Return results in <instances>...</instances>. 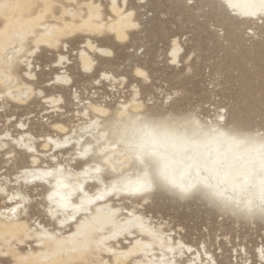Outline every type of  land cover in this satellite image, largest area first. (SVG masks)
I'll list each match as a JSON object with an SVG mask.
<instances>
[{"label": "bare ground", "instance_id": "6f19581e", "mask_svg": "<svg viewBox=\"0 0 264 264\" xmlns=\"http://www.w3.org/2000/svg\"><path fill=\"white\" fill-rule=\"evenodd\" d=\"M216 2L243 20H264L260 0ZM2 3L11 7L0 12V98L3 102L25 104L39 96L48 104L46 109L52 111L61 108L62 95H47L28 82L36 75L33 57L42 47L58 48L65 46L68 38L86 36L78 59L81 68L90 72L95 65L94 56L113 54L111 48L97 42L99 37L112 36L123 43L130 31L141 25L135 12L127 8V0H0ZM248 4L255 7H246ZM180 51L175 38L170 52L172 62L179 63ZM68 60L65 54H59L57 64ZM22 66L25 68L21 75ZM134 72L144 81L150 79L147 70L140 66ZM100 77L109 80L112 87L125 82V77L110 70L102 71ZM55 79L64 85L71 82L65 71L57 73ZM141 94L138 84H134L130 96L115 108L96 99L83 103L76 112L80 121L70 130L65 123L52 122V127L63 135H47L42 148L51 151L49 156L55 165L43 164L30 133L22 132L19 138H13L17 146L30 151L29 164L21 167L15 181L34 189L46 187L39 201L45 221L28 213L33 201L28 192L20 187L9 191L7 183L0 181V196L5 204L0 207V264H216L211 253L204 251L203 257L199 249L193 250L194 246L182 239L175 240L161 223H154L151 217L136 210V205L156 194L186 202L202 201L213 212L232 217L236 223L264 224V216L248 217L238 210L260 191L258 181L264 179V169L240 160L231 168L222 166L219 175L210 172L206 161L211 154L202 146L201 129L195 121L204 128L217 127L230 135L251 131L259 134L264 128L231 125L223 112H218L215 119H203L197 111L157 113ZM74 98L79 101L76 93ZM162 117L175 120L191 144L182 170L188 182L182 183L180 190L162 184L155 175L158 163L147 157L141 161L130 147L129 129L134 123ZM19 125L24 127L26 123L20 121ZM10 136L9 131L0 133V148L10 147L5 152L9 156L14 152L7 140ZM85 149L87 153L82 155ZM58 152L62 156L67 152L69 160H57ZM76 162L82 166L75 168ZM145 171L153 175V190H123V178L131 182V189ZM5 179L8 180L6 176ZM113 184H120L122 190L113 191ZM124 199H130L133 205L128 208L113 203ZM186 253L191 256L183 260ZM258 256L261 257L260 251Z\"/></svg>", "mask_w": 264, "mask_h": 264}, {"label": "rangeland", "instance_id": "374dc122", "mask_svg": "<svg viewBox=\"0 0 264 264\" xmlns=\"http://www.w3.org/2000/svg\"><path fill=\"white\" fill-rule=\"evenodd\" d=\"M127 8L135 12L140 27L131 30L123 43L112 36L99 37L97 42L111 48L113 54L94 56L96 61L90 72L81 68L78 59L86 39L82 34L68 38L65 46L42 47L34 55L36 75L28 82L47 95L61 94L59 110H47L48 104L39 96L25 104L3 102L0 98V133L9 131L7 140L14 146L10 156L5 154L10 147L0 148V181L7 183L9 191L20 187L28 192L33 197L28 213L43 222L39 201L46 187L34 189L15 181L21 167L29 164L30 151L12 140L22 132L30 133L43 164L55 165L49 156L51 151L42 148L43 139L47 135H63L52 127V122L65 123L69 130L78 124L80 117L76 112L83 103L96 99L115 108L138 84L142 99L154 112L197 111L203 119H215L218 112H223L231 125L264 128V20L238 18L216 0H127ZM175 38L181 47L179 63L170 58ZM59 54H65L68 62L58 65ZM137 66L147 70L148 81L134 72ZM24 68L20 69L21 75ZM104 70L125 77V82L112 87L109 80L100 77ZM62 71L71 77L69 85L56 81V74ZM75 93L79 101L74 98ZM168 95L172 98L168 99ZM20 121L26 125L20 126ZM67 152L64 156L58 152L57 160H69ZM73 165L82 166L81 162ZM113 203L128 208L133 205L130 199ZM0 207H5L1 196ZM136 210L151 217L154 223H161L175 240L182 239L193 245V250L199 249L203 257L204 251L211 253L216 264H264L258 256L259 248H264L263 223H236L232 217L213 212L202 201H180L166 194L154 195L136 205ZM190 256L186 253L182 259Z\"/></svg>", "mask_w": 264, "mask_h": 264}, {"label": "clouds", "instance_id": "9594fccd", "mask_svg": "<svg viewBox=\"0 0 264 264\" xmlns=\"http://www.w3.org/2000/svg\"><path fill=\"white\" fill-rule=\"evenodd\" d=\"M195 123L201 129L202 146L211 154V158L206 161L210 172L219 175L222 166L231 168L240 160L255 164L258 169H264V131L259 134L251 131L244 135H230L217 127L204 128L198 120ZM129 135L130 147L137 158L143 161L147 157L158 163L155 175L162 184L180 190L181 184L188 182L182 175V170L187 163L186 155L191 144L175 120L162 117L137 122L130 127ZM224 175L226 176L227 172ZM140 177L150 182L149 191L154 189L152 173L145 171ZM262 180L264 179L258 181L260 191L256 196L239 206L241 214L248 217L264 216Z\"/></svg>", "mask_w": 264, "mask_h": 264}, {"label": "snow or ice", "instance_id": "6c2138e0", "mask_svg": "<svg viewBox=\"0 0 264 264\" xmlns=\"http://www.w3.org/2000/svg\"><path fill=\"white\" fill-rule=\"evenodd\" d=\"M9 7H11V5H9L8 3H2L0 4V12L8 9ZM246 7H255L254 4H248L246 5ZM260 10L262 13H264V0H260ZM174 54V53H173ZM175 62V61H173ZM141 75H143V73H141ZM87 153V149H85V151L83 153H81L82 155H85ZM100 169L97 168L96 171H99ZM122 183H123V190H130V191H135V192H142V191H148L150 188V182L146 180V178L144 177H139L137 179L136 183V187L129 189L128 188V184L131 183L129 181H127L126 178L122 179ZM262 187H261V191L264 192V180L261 181ZM112 190L113 191H119L122 190L120 184H113L112 185ZM251 201H249L250 203ZM260 254H261V260L264 261V248H261L260 250Z\"/></svg>", "mask_w": 264, "mask_h": 264}]
</instances>
